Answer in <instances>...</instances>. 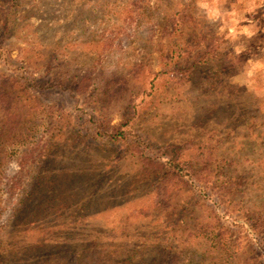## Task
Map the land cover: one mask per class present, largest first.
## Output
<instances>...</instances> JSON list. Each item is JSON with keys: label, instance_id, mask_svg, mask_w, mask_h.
Wrapping results in <instances>:
<instances>
[{"label": "rangeland", "instance_id": "rangeland-1", "mask_svg": "<svg viewBox=\"0 0 264 264\" xmlns=\"http://www.w3.org/2000/svg\"><path fill=\"white\" fill-rule=\"evenodd\" d=\"M0 264H264V0H0Z\"/></svg>", "mask_w": 264, "mask_h": 264}, {"label": "trees", "instance_id": "trees-1", "mask_svg": "<svg viewBox=\"0 0 264 264\" xmlns=\"http://www.w3.org/2000/svg\"><path fill=\"white\" fill-rule=\"evenodd\" d=\"M182 146H178L175 144H169L164 149H162V153L169 157L168 161L166 162L165 168L166 172L165 175L169 176V179L175 178L177 181H182L180 179L183 175V170L185 168V160L180 159L179 151ZM184 181V180H183Z\"/></svg>", "mask_w": 264, "mask_h": 264}]
</instances>
